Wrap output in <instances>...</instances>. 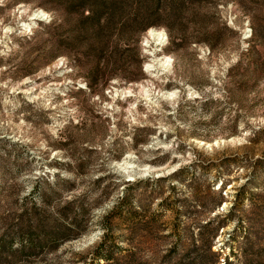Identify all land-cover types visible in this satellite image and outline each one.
I'll return each instance as SVG.
<instances>
[{"label": "rangeland", "instance_id": "1", "mask_svg": "<svg viewBox=\"0 0 264 264\" xmlns=\"http://www.w3.org/2000/svg\"><path fill=\"white\" fill-rule=\"evenodd\" d=\"M198 8L188 41L112 44L100 68L119 75L95 84L58 0H0L1 254L21 214L68 203L82 234L33 263L97 264L105 235L101 264H225L264 243V0Z\"/></svg>", "mask_w": 264, "mask_h": 264}, {"label": "trees", "instance_id": "2", "mask_svg": "<svg viewBox=\"0 0 264 264\" xmlns=\"http://www.w3.org/2000/svg\"><path fill=\"white\" fill-rule=\"evenodd\" d=\"M67 16H76L77 21L72 28L70 46L76 53L93 59L95 65L89 71V78L95 84L100 81L108 82L118 76L117 69H101L100 61L110 49L111 45L126 41L138 42L141 35L152 27H165L172 40L188 41L190 36L186 30L188 19L199 14L198 7L203 0H58ZM201 41L210 42L220 38L216 31L205 29L200 33ZM253 50L248 53L251 54ZM257 59H251L249 66L257 65ZM127 74V72H126ZM130 74V73H129ZM131 75V74H130ZM130 75H127L129 78ZM264 73L259 75V79ZM179 169L176 173L181 171ZM45 202V200H44ZM72 203L49 211L36 209L33 213L21 214V220L29 224L27 229L17 232V240L12 243V254L0 253V264H29L24 257L33 263L38 255L57 249L67 241L79 237L82 232L73 234L77 229V220L70 217ZM40 211V212H38ZM38 212V213H37ZM80 212H84L81 208ZM96 254L97 264L101 261L111 262L112 253L104 252L107 235ZM208 250H211L209 246ZM245 249L241 260L233 253L234 261L227 257L225 264H264V243L259 241L253 248ZM232 251V250H231ZM251 258V259H248ZM37 262V260L35 261Z\"/></svg>", "mask_w": 264, "mask_h": 264}, {"label": "bare ground", "instance_id": "3", "mask_svg": "<svg viewBox=\"0 0 264 264\" xmlns=\"http://www.w3.org/2000/svg\"><path fill=\"white\" fill-rule=\"evenodd\" d=\"M35 16L37 18H39L40 21H44V20L48 19L46 13H44V12H39ZM29 26H31V25H29ZM148 38H149V40L157 41L159 45L164 44L166 39H167L165 32H156V31H154V29H150L148 31Z\"/></svg>", "mask_w": 264, "mask_h": 264}]
</instances>
